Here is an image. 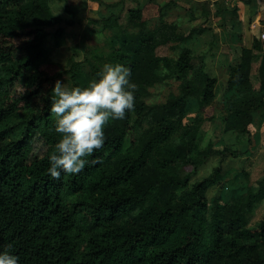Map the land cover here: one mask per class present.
<instances>
[{
    "label": "trees",
    "instance_id": "trees-1",
    "mask_svg": "<svg viewBox=\"0 0 264 264\" xmlns=\"http://www.w3.org/2000/svg\"><path fill=\"white\" fill-rule=\"evenodd\" d=\"M71 1L0 0V248L11 244L19 264H264V216L252 220L264 203V176L254 191L243 170L244 184L211 200L225 160L247 150L219 148L203 127L219 119L223 134L254 144L264 123V41L242 47L228 68L223 110L205 117L213 81L206 57L216 55V37L200 51L188 41L211 26L180 33L173 0L150 19L139 0H119L108 4H122L117 13L91 20L101 25V43L75 47L60 69L53 55L68 27L87 20L75 19ZM57 2L71 18L55 13ZM226 9L241 24L237 8ZM106 63L131 68L134 110L106 126L103 148L88 157L96 163L53 179L55 81L84 85ZM173 83L176 91L154 99L157 88ZM213 158L212 171L195 178Z\"/></svg>",
    "mask_w": 264,
    "mask_h": 264
},
{
    "label": "rangeland",
    "instance_id": "rangeland-1",
    "mask_svg": "<svg viewBox=\"0 0 264 264\" xmlns=\"http://www.w3.org/2000/svg\"><path fill=\"white\" fill-rule=\"evenodd\" d=\"M73 4L77 2V4L80 2V0H72ZM173 10L171 11V14L174 16L178 12L182 15L180 16V25L184 26L185 32H187L191 27L188 22V17L186 13V7L185 4H193L195 2V5L199 6V12L202 16L203 10L205 7V4H209L210 8L215 9V7L211 6V3L213 0H173ZM83 3V0H82ZM216 3V2H215ZM63 6L64 4L62 2H57L53 4V10L57 14H62L67 18H71L72 16L66 14L63 12ZM129 6H134V3L132 1H127L125 4V7L128 8ZM73 10L75 11V19H79L78 12L76 8L78 6L71 5ZM264 8V5H263ZM264 10V9H263ZM119 11V8L118 10ZM217 12L213 13L211 18H213L216 23L222 27V34H226L229 37V42L232 43V33L236 31L238 26H235L233 22V16L230 15V13L226 14L224 17L225 19L222 20V15L219 16L216 14ZM195 15V12L193 13ZM125 14H123V17ZM87 19V16H86ZM88 20V19H87ZM201 20H204L203 22L208 24V19L203 16ZM226 23L224 26L221 25V23ZM93 23V22H92ZM95 24L92 29L86 30L85 28H82L84 26V23L82 24H75L73 27H68L69 34L67 35V42L62 47V49H59L56 51V53L53 55L54 60H58L60 64V69L65 68V64L67 63V59L71 55L73 49L75 47H79L81 50H86L88 47V44H92L93 46L100 44L103 40V36L99 34V31L101 30V25L97 23ZM65 26V25H64ZM238 30V29H237ZM212 31V30H211ZM210 30L203 33L202 35H196L193 39L188 41V45L193 48L195 51H200L204 49L210 41L212 40L213 35H215V32ZM242 31V30H241ZM263 31V30H262ZM232 32V33H231ZM245 32V31H244ZM242 33V42L239 40L238 43L245 44L248 39H254L257 38V36L260 38L261 31L259 30H253L247 33ZM247 34V35H246ZM247 39V40H246ZM249 42V41H248ZM232 46V44H231ZM238 48V49H237ZM237 50H239L238 45H234V47H231L228 49V51L221 52L220 55L217 54L216 60H211L209 63L208 69L210 73H213V81L209 87V97L211 99L212 104L204 109V113L202 116L210 117L212 115L218 116L221 111L224 108V91L226 82L228 79V64L232 62V57H235L237 55ZM225 53V54H223ZM261 54V53H260ZM231 64V63H230ZM48 68H57L55 65L44 64ZM259 65V62H255L253 64V72L256 71L257 67ZM212 70V71H211ZM177 84L173 83L172 86H163L157 88L155 90V96L154 99L156 101L163 100L166 98L170 90L176 91ZM195 114H189L187 116V120L192 121L194 119ZM264 126V123H263ZM203 127L208 130V133L210 136H216V142L219 148H222L224 145H228L232 147L235 150L240 149L241 151H246V153L242 154V156L239 157H228L225 162L223 163V169H224V178L223 182L220 186H216L214 188H211L208 192V197L212 200L214 196L218 195L220 190L224 191L227 195H230L231 190L234 187H237L241 184H244L246 182V178L242 176L241 171L245 170L249 172L251 175V182L255 183L260 178L264 176V139L263 140H255L254 138V144L249 145L247 140H242L243 138H237L234 134H223L221 130V123L219 119H215L214 121L207 120ZM264 137V133H263ZM241 140V141H240ZM218 164V161L213 158L206 164H204L200 170L198 175L195 178H200L202 176H205L209 174L212 171V168ZM256 188V186H255ZM264 216V203L260 204L259 208L257 209L256 214L253 217V222L260 220Z\"/></svg>",
    "mask_w": 264,
    "mask_h": 264
},
{
    "label": "clouds",
    "instance_id": "clouds-1",
    "mask_svg": "<svg viewBox=\"0 0 264 264\" xmlns=\"http://www.w3.org/2000/svg\"><path fill=\"white\" fill-rule=\"evenodd\" d=\"M130 77V67L106 63L84 85L70 87L55 81L50 111L59 139L47 170L53 179H60L62 171L78 174L97 162L88 157L103 148L106 126L111 121L123 120L126 113L134 110L138 85ZM0 264H19L11 244L0 248Z\"/></svg>",
    "mask_w": 264,
    "mask_h": 264
},
{
    "label": "crops",
    "instance_id": "crops-1",
    "mask_svg": "<svg viewBox=\"0 0 264 264\" xmlns=\"http://www.w3.org/2000/svg\"><path fill=\"white\" fill-rule=\"evenodd\" d=\"M119 0H80V2L77 4V2L75 4H73V6H78V8H76L79 17H84L87 19L84 23V26L82 28H85L86 30H90L92 29V27L95 25L92 23L91 20H97L100 19L102 17H106L108 15H110L111 13H117L118 8L120 9V5H118L117 7H111L108 4L112 3V2H117ZM141 3V6L143 8V15L144 18H154L156 17V14L158 13L159 10V5L163 4L165 2V0H139ZM264 0H232L230 3L225 4V3H217V6L215 7V9L210 8L209 4H205L204 10H203V14L202 16H198L200 15L199 12V6L195 5V2L191 5H189V9L194 13L195 12V19L193 21H189L187 22V24L190 25V27H197L200 24H204L207 26H211L212 27V31L215 32V41H214V50L213 52L216 53L215 56L208 54L206 57V61L208 63L211 62V60H216L217 59V54L220 55L221 52L224 51H228L229 48L234 47V45H238L239 50H237V55L235 57H232V63H237V61L239 60L240 54H241V49L242 47L248 48V49H252L253 47V43H254V39H260L262 41H264L263 39L259 38L257 36V38L254 39H248V41H246V45L245 44H240L238 43V41L240 40L242 42V33L245 31L247 33L253 30H260L262 32V30H264ZM228 7H233V8H237V14L239 16V19L241 21V24H239L238 22H236L235 19H233V22L235 24V26H238V30L236 29L235 32H231L232 33V43L229 42V37L226 34H222V32H220L222 30V27H220L216 21L213 20V18H211V16L213 15V13L217 12L216 14H218L219 16H223L222 20L225 19V15L230 13V15H232L231 10H227L226 8ZM223 10H227L225 12H222ZM188 16V14H187ZM205 16L208 19V24L204 23V20H201L202 17ZM78 20V19H76ZM222 26L223 22L221 23ZM210 30V31H211ZM242 30V31H241ZM209 31V30H207ZM205 31V32H207ZM211 31V32H212ZM178 32L180 33H184L185 29L183 25H180L178 27ZM204 32V33H205ZM244 32V33H245ZM202 35V34H201ZM247 35V34H246ZM247 40V39H246ZM232 44V46H231ZM238 49V48H237ZM225 54V53H223ZM228 64V68L231 64ZM253 64H251V69L253 71ZM212 71V70H211ZM213 73H211L212 75ZM213 77V75H212ZM263 133H264V126L262 125V127L257 131L256 133V140H263ZM256 186V188H255ZM235 188V187H234ZM252 188L254 191L257 190L258 185L257 183H252Z\"/></svg>",
    "mask_w": 264,
    "mask_h": 264
},
{
    "label": "built area",
    "instance_id": "built-area-1",
    "mask_svg": "<svg viewBox=\"0 0 264 264\" xmlns=\"http://www.w3.org/2000/svg\"><path fill=\"white\" fill-rule=\"evenodd\" d=\"M232 0H213V2L211 3V6L212 7H216L217 6V3H225V4H228L230 3ZM216 2V3H215ZM264 17V16H263ZM261 39L264 40V30L261 32V36H260Z\"/></svg>",
    "mask_w": 264,
    "mask_h": 264
}]
</instances>
